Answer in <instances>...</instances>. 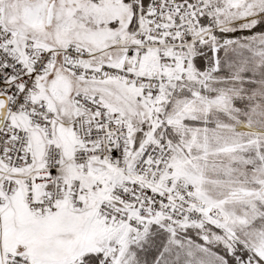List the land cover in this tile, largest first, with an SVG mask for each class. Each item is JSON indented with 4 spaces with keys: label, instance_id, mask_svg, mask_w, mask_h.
I'll list each match as a JSON object with an SVG mask.
<instances>
[{
    "label": "snow or ice",
    "instance_id": "6c2138e0",
    "mask_svg": "<svg viewBox=\"0 0 264 264\" xmlns=\"http://www.w3.org/2000/svg\"><path fill=\"white\" fill-rule=\"evenodd\" d=\"M0 264H264V0H0Z\"/></svg>",
    "mask_w": 264,
    "mask_h": 264
}]
</instances>
